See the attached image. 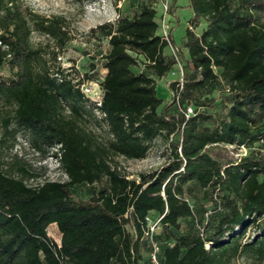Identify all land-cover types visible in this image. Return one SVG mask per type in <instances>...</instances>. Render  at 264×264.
I'll return each instance as SVG.
<instances>
[{"label":"trees","instance_id":"16d2710c","mask_svg":"<svg viewBox=\"0 0 264 264\" xmlns=\"http://www.w3.org/2000/svg\"><path fill=\"white\" fill-rule=\"evenodd\" d=\"M230 1L188 0L193 25L204 19L206 27L200 35L186 28L179 101L205 107L211 99L198 94L220 86L223 112L194 107L185 119L174 100L170 112L156 93L154 77H164L173 61L157 34L155 0L92 30L108 45L106 73L95 78L103 91L99 106L81 93L83 79L74 83L60 66L50 68L44 49L31 44L33 32L45 36L56 59L72 40L66 18L0 0V68L10 73L0 77V102L12 107L3 127L14 122L36 150L55 149L67 177L29 186L0 170V264H151L146 217L160 218L153 234L160 264L264 258V158L251 151L222 163L206 152L213 145L264 150V0H239L235 7ZM139 60L150 76L133 72ZM169 88L175 94L173 83ZM87 117L107 130V141ZM156 138L169 151L158 170L135 180L111 165L117 157L144 159ZM81 186L86 198L73 195ZM51 224L59 247L47 236ZM249 230L254 235L245 240Z\"/></svg>","mask_w":264,"mask_h":264},{"label":"rangeland","instance_id":"374dc122","mask_svg":"<svg viewBox=\"0 0 264 264\" xmlns=\"http://www.w3.org/2000/svg\"><path fill=\"white\" fill-rule=\"evenodd\" d=\"M144 0H22L24 6H28L34 12L50 17L53 15H61L67 20V30L72 36V40L60 52H57L56 59L52 56L54 45L51 40L45 36L33 32L31 34V44L33 47L41 46L44 49V58L48 61L50 68L55 69L60 66L70 78H74L76 83L79 79H83V83L96 82L95 78L101 79L103 67L102 57L107 50V39L99 34L92 33V30L104 23H113L119 16H131L138 5ZM166 2L169 10V23L173 30V43L178 47L179 55L185 63L186 50L183 47L184 35L186 28L200 35L206 27L204 19H200L196 26L192 21L193 13L188 7V0H155L153 7L156 9V22L159 23L162 11V3ZM239 0H231L233 7L238 4ZM31 25V23H30ZM173 29V28H171ZM2 47V46H0ZM5 49V47H2ZM166 55L170 56L166 51ZM133 72L146 73L151 75L143 66L142 60H139L137 67L132 68ZM84 75L89 77L88 80L82 78ZM98 75V77H97ZM10 76L8 67L3 65L0 68V77L8 79ZM156 93L159 98L163 99L164 106H168L172 112L173 95L170 92V77L165 75L162 78H156ZM222 86V85H221ZM222 87L218 86L211 92H202L198 94L200 99L210 101L205 107L194 106L198 111H207L208 113L223 112L221 104ZM187 101L186 103H188ZM162 110V108L160 109ZM6 113H12L10 105L0 102V170L5 174L14 178L23 179L25 184L29 186H37L46 181L63 182L67 180L66 175L62 171L58 161L53 156L55 149L45 150V152L36 150L30 142V133L18 128L14 122H11L7 128L3 127V121ZM87 126L99 137L101 141L109 139L107 130L100 124L96 123L92 117L86 118ZM251 151L259 153L264 158V150L257 145L248 148H234L232 146H208L206 152L213 158L222 163H237L239 160L247 156ZM167 142L156 138L150 143V148L142 160H130L123 157L114 159L117 169L129 179H138L141 173H149L156 171L162 167L168 159ZM116 163V164H115ZM73 195L76 198H86L87 187H75ZM207 210H211V204H205ZM184 225V222H183ZM50 234L54 233L56 240H59V232L53 225L49 227ZM254 235L253 230H249L245 236L250 239ZM144 261L148 260V254L143 253ZM231 264H264L262 260L253 258L239 257L232 261Z\"/></svg>","mask_w":264,"mask_h":264},{"label":"built area","instance_id":"2783aa9c","mask_svg":"<svg viewBox=\"0 0 264 264\" xmlns=\"http://www.w3.org/2000/svg\"><path fill=\"white\" fill-rule=\"evenodd\" d=\"M161 6H162V11H161L160 19L158 23V33L157 34L166 43V51L169 52L170 54L169 57L173 61L172 68L169 70V72L166 75L171 78L169 81V85L173 83L175 86V94H173V100H174L175 106L177 107L179 113L185 119H188L190 116L194 115L193 107L190 104L182 105L179 101V94L183 89L185 75H186L185 63L183 62L182 58L179 55L178 47L173 43L172 32H171V27L169 23L170 14H169V10L167 7V3L163 2ZM79 88H80L81 93L86 98H88L91 102L95 103L97 106L101 104L103 91L100 87V84L97 81L89 82L87 84L82 83ZM96 114L98 116H104L100 114L99 112H96ZM159 220L160 218L156 220H152L150 217L145 218L146 226H147L146 238L148 241V247L150 249L149 260L151 264H160L159 259H158L159 248L153 238V234L158 229ZM53 225L56 227L55 224L49 225L46 229V233H47V236L52 241H54L59 247L60 236H59V240H56V238L54 237V233L50 234L49 232V227ZM200 235L203 236L202 230L200 232Z\"/></svg>","mask_w":264,"mask_h":264},{"label":"crops","instance_id":"0c3cea01","mask_svg":"<svg viewBox=\"0 0 264 264\" xmlns=\"http://www.w3.org/2000/svg\"><path fill=\"white\" fill-rule=\"evenodd\" d=\"M169 22H170V21H169ZM171 28H173V29H171V32H172V34H173L174 27H171ZM172 36H173V35H172ZM173 39H174V37H173ZM186 58H187V52H186ZM105 73H106V71H105V69L103 68L102 76H104Z\"/></svg>","mask_w":264,"mask_h":264}]
</instances>
